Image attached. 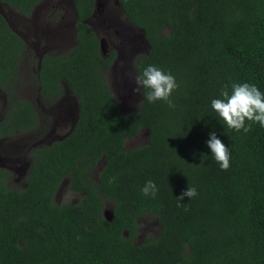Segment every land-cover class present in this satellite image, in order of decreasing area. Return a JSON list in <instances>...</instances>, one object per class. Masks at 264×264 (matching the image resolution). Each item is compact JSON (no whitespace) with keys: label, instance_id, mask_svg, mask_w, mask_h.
<instances>
[{"label":"trees","instance_id":"trees-1","mask_svg":"<svg viewBox=\"0 0 264 264\" xmlns=\"http://www.w3.org/2000/svg\"><path fill=\"white\" fill-rule=\"evenodd\" d=\"M38 1L0 3L26 16ZM117 1L147 45L133 61L136 76L148 65L171 73L179 85L170 97L175 107L149 103L141 88L139 107L120 110L103 78L114 50L102 55L85 21L94 0H73V45L29 63H36L30 78L37 93L56 97L62 80L77 113L59 138L27 148L22 187L8 186L0 166V264H264V127L246 121L251 131L236 132L211 108L234 82L264 93V0ZM26 47L0 13V138L38 125L32 100L12 89ZM142 127L146 142L125 148ZM210 132L229 147L226 171L207 147ZM63 176L81 193L74 202L53 200ZM149 180L155 198L140 191ZM188 186L197 195L178 201ZM104 200L112 202L109 219ZM145 212L157 217L158 232L135 242Z\"/></svg>","mask_w":264,"mask_h":264},{"label":"rangeland","instance_id":"rangeland-1","mask_svg":"<svg viewBox=\"0 0 264 264\" xmlns=\"http://www.w3.org/2000/svg\"><path fill=\"white\" fill-rule=\"evenodd\" d=\"M96 6L87 22L95 36L103 38L102 55L114 50V57L109 67L104 70V81L115 96L122 112L135 110L140 105V91L133 92L135 57L146 51L147 45L141 31L133 27L122 15L117 0H94ZM2 12L9 26L21 35L27 47L19 57L18 74L13 84V94L31 99L39 116L38 125L26 132L16 131L9 137L0 138V166L8 172L6 183L14 189L24 185V178L31 164L27 148L31 145L47 143L59 138L72 126L77 113V102L67 84L60 80L59 94L54 98L37 93L30 78L36 63H29L30 57L36 59L39 54L49 52L63 55L74 43L73 11L69 0H39L31 12L20 16L15 9L0 3ZM61 18V19H60ZM167 30V28H165ZM34 33L35 37L32 35ZM38 34V37L37 35ZM5 95L0 89V116L5 108ZM147 130L142 127L138 132L124 139V147L132 148L146 142ZM100 158L91 170L90 176L96 178V171L102 164ZM71 193V198L67 194ZM81 193L72 190L68 176H63L53 194L56 202H74ZM112 202L104 200L102 210L109 211ZM159 222L151 212H145L136 219L135 242L151 239L157 235Z\"/></svg>","mask_w":264,"mask_h":264},{"label":"clouds","instance_id":"clouds-1","mask_svg":"<svg viewBox=\"0 0 264 264\" xmlns=\"http://www.w3.org/2000/svg\"><path fill=\"white\" fill-rule=\"evenodd\" d=\"M136 87L133 92H139L141 88L148 89L145 99L149 103L157 100L164 101L169 107H175L170 99L172 93L178 89L179 85L175 77L154 65H148L135 77ZM211 108L217 113L224 124L236 132L243 130L244 133L251 131V123H258L264 127V93L257 86L249 83H232L229 92L228 85L221 89L220 98L211 100ZM246 121L251 122L246 125ZM207 147L211 150V155L219 164L222 171L230 167V151L216 135L209 133L206 141ZM142 195L155 198L158 191L156 184L149 180L140 189ZM71 193L67 198H71ZM197 195L195 187L188 186L176 199L182 200L185 196L189 199ZM182 206V204H178Z\"/></svg>","mask_w":264,"mask_h":264},{"label":"water","instance_id":"water-1","mask_svg":"<svg viewBox=\"0 0 264 264\" xmlns=\"http://www.w3.org/2000/svg\"><path fill=\"white\" fill-rule=\"evenodd\" d=\"M69 4H70V6H71V8H72V11H73V19H74V16H75V13H74V6H73V0H69ZM117 4H118V6H119V3H118V1H117ZM120 8V7H119ZM121 10V9H120ZM3 16H4V14L2 13V12H0ZM5 17V16H4ZM6 19V18H5ZM88 19H86V21H87ZM131 24V23H130ZM73 25V24H72ZM132 25V24H131ZM133 26V25H132ZM133 27H135V26H133ZM74 28V27H73ZM141 31V30H140ZM141 36H142V38L144 39V37H143V33H142V31H141ZM145 41V40H144ZM98 46H99V50L100 51H103V38H98ZM107 213H106V211L105 210H102V215L104 216V217H106V218H110L109 216H107L106 215Z\"/></svg>","mask_w":264,"mask_h":264},{"label":"flooded vegetation","instance_id":"flooded-vegetation-1","mask_svg":"<svg viewBox=\"0 0 264 264\" xmlns=\"http://www.w3.org/2000/svg\"><path fill=\"white\" fill-rule=\"evenodd\" d=\"M95 6H96V2H94V8H95ZM93 11H94V9H93ZM92 14H93V12L91 13V15H92ZM91 15H90V16H91ZM20 16H23V15H20ZM90 16H89V17H90ZM3 17H4V16H3ZM89 17H88V18H89ZM4 18H5V17H4ZM88 18H86V19H88ZM60 19H61V18H60ZM73 21H74V19H72V24H73ZM85 21H86V20H85ZM32 35L35 37L34 33H32ZM36 35H37V37H38V34H36ZM20 36H21V35H20ZM21 37H22V36H21ZM22 38H23V37H22ZM23 39H24V38H23ZM103 42H104V41H103ZM39 55H40V54H39Z\"/></svg>","mask_w":264,"mask_h":264}]
</instances>
